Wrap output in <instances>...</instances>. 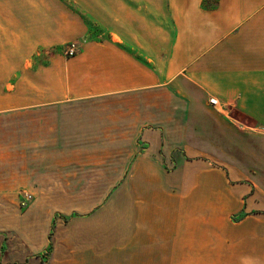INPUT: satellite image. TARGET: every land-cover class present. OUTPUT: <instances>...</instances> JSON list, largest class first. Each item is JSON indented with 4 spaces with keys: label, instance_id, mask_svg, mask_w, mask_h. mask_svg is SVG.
Wrapping results in <instances>:
<instances>
[{
    "label": "crops",
    "instance_id": "crops-1",
    "mask_svg": "<svg viewBox=\"0 0 264 264\" xmlns=\"http://www.w3.org/2000/svg\"><path fill=\"white\" fill-rule=\"evenodd\" d=\"M0 264H264V0H0Z\"/></svg>",
    "mask_w": 264,
    "mask_h": 264
},
{
    "label": "built area",
    "instance_id": "built-area-1",
    "mask_svg": "<svg viewBox=\"0 0 264 264\" xmlns=\"http://www.w3.org/2000/svg\"><path fill=\"white\" fill-rule=\"evenodd\" d=\"M75 46H76L75 44H70L69 46H67V48L64 51V54L66 57H73L76 54V47ZM209 104L213 107L218 106V102L214 98L209 99ZM23 197H24V201L20 202V205L22 207L26 206L27 202L31 199V196L28 193H23Z\"/></svg>",
    "mask_w": 264,
    "mask_h": 264
},
{
    "label": "rangeland",
    "instance_id": "rangeland-1",
    "mask_svg": "<svg viewBox=\"0 0 264 264\" xmlns=\"http://www.w3.org/2000/svg\"><path fill=\"white\" fill-rule=\"evenodd\" d=\"M70 44H75V45H76L75 47H76V52H77V43H70ZM70 44H69V45H70ZM69 45H68V46H69ZM66 48H67V47H66ZM66 48H65V49H66ZM64 51H65V50H64ZM75 55H76V54H75ZM75 55H74V56H75ZM64 56H65V54H64ZM74 56H73V57H74ZM65 57H66V56H65ZM66 58H71V57H66Z\"/></svg>",
    "mask_w": 264,
    "mask_h": 264
}]
</instances>
